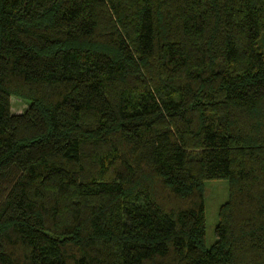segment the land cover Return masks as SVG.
Here are the masks:
<instances>
[{
  "label": "trees",
  "instance_id": "16d2710c",
  "mask_svg": "<svg viewBox=\"0 0 264 264\" xmlns=\"http://www.w3.org/2000/svg\"><path fill=\"white\" fill-rule=\"evenodd\" d=\"M0 264H264V0H0Z\"/></svg>",
  "mask_w": 264,
  "mask_h": 264
},
{
  "label": "rangeland",
  "instance_id": "374dc122",
  "mask_svg": "<svg viewBox=\"0 0 264 264\" xmlns=\"http://www.w3.org/2000/svg\"><path fill=\"white\" fill-rule=\"evenodd\" d=\"M27 100L15 96L9 97L10 112L19 113L27 106ZM227 197L226 179H205L203 181V209H204V245L208 247L216 238L214 227L217 221L218 206Z\"/></svg>",
  "mask_w": 264,
  "mask_h": 264
}]
</instances>
